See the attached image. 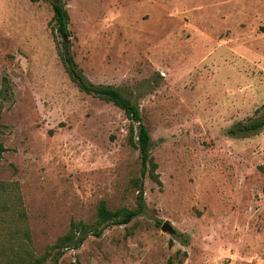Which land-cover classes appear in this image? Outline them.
I'll return each mask as SVG.
<instances>
[{"label": "rangeland", "instance_id": "1", "mask_svg": "<svg viewBox=\"0 0 264 264\" xmlns=\"http://www.w3.org/2000/svg\"><path fill=\"white\" fill-rule=\"evenodd\" d=\"M63 41L87 81L139 108L159 182L58 264H264V127L230 133L264 117V0H0V264L94 227L101 202L137 208L130 122L71 82Z\"/></svg>", "mask_w": 264, "mask_h": 264}, {"label": "trees", "instance_id": "2", "mask_svg": "<svg viewBox=\"0 0 264 264\" xmlns=\"http://www.w3.org/2000/svg\"><path fill=\"white\" fill-rule=\"evenodd\" d=\"M30 1L32 3H37L47 0ZM51 6L53 9L54 30L62 40H65L70 35L68 31V13L60 1H53ZM57 54L67 76L82 93L112 104L114 107L121 110L126 119L130 122L129 134L127 137L128 143L131 147L138 150L141 163L140 178L138 179L140 184L138 185L137 208L135 210L118 209L116 211H111L106 207L104 202H101L96 210V223L94 227L86 226L82 222H71L69 231L63 236L58 237L55 243L47 247L42 255L36 257L30 254L27 259L18 257L17 259H19V261L17 264H58L66 250H78L88 236L100 237L104 229L108 226L128 225L144 210L142 180L148 177L153 182H159L158 175L156 174L157 165L150 156L152 140L142 122L139 108L129 99L125 98L118 89L111 86H96L87 81L69 52V43H64L63 41L62 48L57 50ZM263 127L264 117L249 125L238 127L237 130H231L230 133L232 135H237L239 133H254L258 132ZM5 152L6 148L0 143V158ZM11 261H9L8 264H13Z\"/></svg>", "mask_w": 264, "mask_h": 264}, {"label": "water", "instance_id": "3", "mask_svg": "<svg viewBox=\"0 0 264 264\" xmlns=\"http://www.w3.org/2000/svg\"><path fill=\"white\" fill-rule=\"evenodd\" d=\"M163 233L173 234V229L170 227L168 222H165L161 228Z\"/></svg>", "mask_w": 264, "mask_h": 264}]
</instances>
